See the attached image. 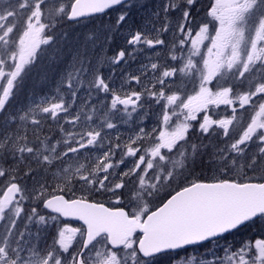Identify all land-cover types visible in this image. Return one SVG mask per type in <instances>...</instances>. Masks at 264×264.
Segmentation results:
<instances>
[{
    "label": "snow or ice",
    "instance_id": "1",
    "mask_svg": "<svg viewBox=\"0 0 264 264\" xmlns=\"http://www.w3.org/2000/svg\"><path fill=\"white\" fill-rule=\"evenodd\" d=\"M69 24L84 31L61 43ZM49 48L51 90L17 102ZM251 229L264 236V0H0V264H264V238L236 243Z\"/></svg>",
    "mask_w": 264,
    "mask_h": 264
},
{
    "label": "rangeland",
    "instance_id": "2",
    "mask_svg": "<svg viewBox=\"0 0 264 264\" xmlns=\"http://www.w3.org/2000/svg\"><path fill=\"white\" fill-rule=\"evenodd\" d=\"M204 4H207V3H204ZM110 16H111V19H115L116 13L115 12H113L112 14L110 13ZM99 18L101 20H93L94 18H91V19L85 21V23L89 24L90 26L92 24H95L97 27H99V25L101 23H105V24L107 23V21L109 19V16L108 15H104V16H101ZM67 30H70V39H69V37H68V39L71 40L74 36L79 34V32L84 31V28L82 26H77V25L70 24V25H67V26L61 28L60 31H58L56 34L65 33V32H67ZM166 38L171 40V36L170 35L167 36ZM118 43L120 44V46H123L122 38H118ZM141 62H147V58H146V56L143 53H138L137 59L135 60V62H130V65H125L124 67L130 73L139 74L138 73V68L140 67ZM104 71L107 74V69L106 68L104 69ZM114 79L117 81V83H119V81H120V71H117L116 77H114ZM145 83H147V81H145ZM213 83H215V82H213ZM131 87L133 89H135V90H139L141 86L140 85H136L135 82H133ZM149 103L151 104L152 115H150L148 117V119H146L144 121V123L147 125V130L151 131V129L153 127H158L159 126V121L157 120L156 115L160 111V105L155 104L154 101H149ZM162 103H163V101H161V104ZM237 107H238V105H237ZM212 111L219 117L231 115V108L228 107V106H225V105H221L219 108H213ZM240 112H244L243 120L245 121V124H246V122H248L250 120V113L245 111V110H239L238 115H239ZM201 115H203V114L201 113ZM214 118H216V117L214 116ZM245 124L238 125V126H240V130H239L240 132L242 131V129L245 126ZM64 127L65 128H70L71 126L65 124ZM132 127L133 126H130L128 124L118 123V128L111 130V132L113 134L119 133L121 135V139L124 140L132 133ZM236 127L232 130V132L236 129ZM57 130H58V128H56V127H53L51 129V131L54 132V133ZM232 132H231V134H232ZM238 134H239V132H234L232 135L233 136H238ZM69 224L72 225V226H76V227L80 226V225L73 224V223H69ZM255 238H264V236L261 235V232L258 229H254V230H252L250 232L241 233L239 236L236 237V243L238 244L241 239H255ZM220 255H223V253L221 252Z\"/></svg>",
    "mask_w": 264,
    "mask_h": 264
},
{
    "label": "trees",
    "instance_id": "3",
    "mask_svg": "<svg viewBox=\"0 0 264 264\" xmlns=\"http://www.w3.org/2000/svg\"><path fill=\"white\" fill-rule=\"evenodd\" d=\"M209 2L210 0H203V3H209ZM112 13L113 12H111V14ZM93 20H101V19L99 17H95ZM66 33H68V37L70 39V30H67ZM60 35L62 36L61 33L56 34L57 40L63 43ZM46 47L47 46H42V48H46ZM52 50L53 49L49 48L47 52H43L41 54L40 59L36 63V66L32 69V72L24 80L22 89L17 94V102H24L28 97L32 95L39 96L41 93L49 92L51 90L52 78L56 75L57 69L59 67L57 65L49 64V55ZM45 72L48 73L47 80L44 79ZM239 130L237 132H239L240 134L241 132ZM252 230L254 229L248 230L246 232H250Z\"/></svg>",
    "mask_w": 264,
    "mask_h": 264
},
{
    "label": "water",
    "instance_id": "4",
    "mask_svg": "<svg viewBox=\"0 0 264 264\" xmlns=\"http://www.w3.org/2000/svg\"><path fill=\"white\" fill-rule=\"evenodd\" d=\"M98 16H102V15H98ZM69 221H71V222H76V223H79V224H80L79 221H75V220H69Z\"/></svg>",
    "mask_w": 264,
    "mask_h": 264
}]
</instances>
